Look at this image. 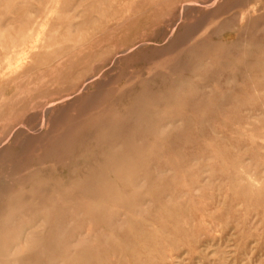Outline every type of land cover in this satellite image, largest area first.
I'll use <instances>...</instances> for the list:
<instances>
[{"label": "rangeland", "instance_id": "1", "mask_svg": "<svg viewBox=\"0 0 264 264\" xmlns=\"http://www.w3.org/2000/svg\"><path fill=\"white\" fill-rule=\"evenodd\" d=\"M0 264H264V0H0Z\"/></svg>", "mask_w": 264, "mask_h": 264}]
</instances>
